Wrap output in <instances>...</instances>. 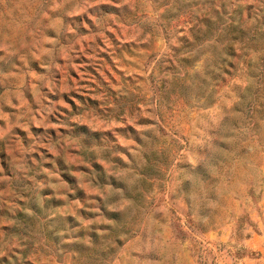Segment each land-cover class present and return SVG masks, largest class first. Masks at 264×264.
<instances>
[{
	"label": "rangeland",
	"instance_id": "1",
	"mask_svg": "<svg viewBox=\"0 0 264 264\" xmlns=\"http://www.w3.org/2000/svg\"><path fill=\"white\" fill-rule=\"evenodd\" d=\"M0 264H264V0H0Z\"/></svg>",
	"mask_w": 264,
	"mask_h": 264
}]
</instances>
